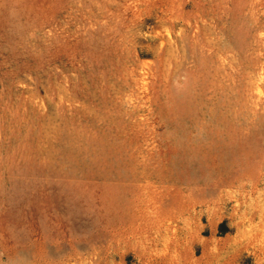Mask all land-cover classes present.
<instances>
[{
  "label": "rangeland",
  "instance_id": "1",
  "mask_svg": "<svg viewBox=\"0 0 264 264\" xmlns=\"http://www.w3.org/2000/svg\"><path fill=\"white\" fill-rule=\"evenodd\" d=\"M0 264H264V0H0Z\"/></svg>",
  "mask_w": 264,
  "mask_h": 264
}]
</instances>
